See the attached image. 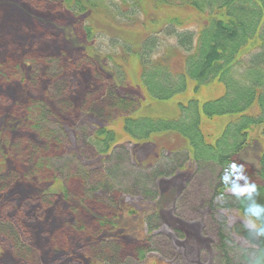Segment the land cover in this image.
I'll use <instances>...</instances> for the list:
<instances>
[{
	"label": "trees",
	"instance_id": "16d2710c",
	"mask_svg": "<svg viewBox=\"0 0 264 264\" xmlns=\"http://www.w3.org/2000/svg\"><path fill=\"white\" fill-rule=\"evenodd\" d=\"M56 1L74 15L104 10L121 23L130 26L139 23L144 30L138 46L114 40L123 52L116 57L123 55L121 59L125 60L126 55L136 56L140 82L147 95L158 104L175 103L174 115H169L171 111L166 104L162 105L163 114L141 115L139 97L117 95L115 86L118 87L117 82H124L125 76L121 65L114 63L115 79H111L116 83L115 90L105 91L102 104L92 96L83 107L97 117H103L107 110H119L127 143L121 141L115 130L105 126L92 133L79 132L80 141L106 161V177L115 187L121 186L119 191L124 195L148 201L159 195L160 179L172 177L189 165L194 167L195 177L192 174L177 198L175 216L189 222L203 221L201 232L204 236L214 234L212 243L221 254V264H264V0ZM13 6L19 8L17 4ZM183 9H190L199 16L196 27L185 25L180 12ZM162 12L167 15H161ZM39 28L38 23H33L30 30L38 32ZM84 30L92 39L93 26L87 23ZM11 34L19 40L28 32L15 29ZM2 43L0 37L1 54ZM14 44L10 41L5 51L16 55ZM106 57L112 62L115 58L111 54ZM49 69L50 78L60 74L59 67L53 65ZM210 86L213 89L201 96L203 88ZM217 86L222 88L221 92H216ZM68 103L60 101L65 108L71 106ZM28 110L34 129L51 143L68 147L67 132L59 134V127L52 122L51 112L44 103L33 101ZM214 120L220 124L207 131L205 124ZM156 141L159 146L154 164L143 166L133 160L129 145L155 146ZM254 142H262L263 147L257 167L250 170L242 166L240 154ZM19 147L26 149V155L38 151L27 140H22ZM69 153L72 160L68 171L81 173L84 179L90 177L84 166L77 164L76 152ZM115 160L116 165H111ZM51 164L41 159L37 165L52 168ZM208 170L212 171V176L201 177ZM4 173L5 163L0 159V198L10 187ZM200 178L205 182L197 191L192 183H198ZM105 186L100 183L90 190L96 193ZM43 193L42 199L50 202L51 194ZM232 212L240 215L242 221L231 224L228 213ZM248 221L251 224H247ZM165 222L158 212L147 216L146 240L152 246L138 253L140 263L128 264H148L151 257L171 264L170 261L181 258L173 239H183L185 231ZM165 226H169V230H165ZM237 235L244 245H235L233 237ZM1 236L13 243L19 258H29L31 251L22 241L23 230L17 222L0 217ZM115 243L112 238L103 239L102 247L96 249L101 263L116 264L101 256L104 248L109 249L108 246Z\"/></svg>",
	"mask_w": 264,
	"mask_h": 264
},
{
	"label": "rangeland",
	"instance_id": "374dc122",
	"mask_svg": "<svg viewBox=\"0 0 264 264\" xmlns=\"http://www.w3.org/2000/svg\"><path fill=\"white\" fill-rule=\"evenodd\" d=\"M15 1L0 0V37L3 40L0 53V159L5 163L4 174L10 185L0 198V217L18 223L23 230L22 241L31 252L26 260L19 258L13 243L1 236L0 264H105L99 261L96 250L102 247L105 238H112L116 243L103 249V259L116 264L140 263L138 253L152 246L146 240L145 221L153 212L160 213L167 225L179 226L185 231L183 239H177L173 234L181 258L170 261L171 264H221V254L212 243L214 234L204 236L201 232L203 221L189 222L175 216L177 198L192 174L195 177L194 167L189 165L172 177L160 179V192L154 200L126 196L119 191L121 186L115 187V183L106 177V161L95 156L92 147H86L87 144L79 139L81 130L92 133L105 126L115 130L121 141L127 143L119 110H107L103 117H97L83 107L92 96L102 104L103 95L110 88L115 90L116 87L120 97L125 94L139 97L143 109L139 111L141 115L163 114V104L171 111L170 116L176 112L172 101L158 104L147 95L140 82L136 56L126 55L125 60L121 59L123 55L116 57L123 52L113 41H125L137 47L144 28L139 23L131 26L121 23L104 10L74 15L56 0ZM180 12L185 25L196 27L199 20L196 13L190 9ZM33 23H38L42 30H30ZM87 23L94 28L92 39L84 30ZM15 29L16 32L27 31L28 35L18 40L11 34ZM10 41L15 43L16 55L5 51ZM106 54L114 55L113 62ZM53 58L55 62L51 61ZM115 62L121 65L125 76L124 82H117L118 87L111 79H115ZM53 65L60 68V74L51 79L49 67ZM211 88H203L201 96ZM219 91L222 88L217 86L216 92ZM33 101L44 103L51 112L52 122L59 127V134L64 130L67 132L68 147L51 143L34 129L28 116ZM60 101L70 102L71 106L62 107ZM207 123V131L220 124L218 120ZM22 140L36 146L37 153L26 155V149L19 147ZM160 142H163L162 138ZM157 144V141L155 146L139 143L128 148L135 162L148 166L156 160ZM262 147V142L250 144L240 154L242 166L250 170L256 168ZM67 151L76 152L77 164L83 165L90 177L84 179L81 173L68 171L72 156ZM41 159L52 162L53 167L38 166ZM116 163L115 160L111 165ZM212 174L208 170L201 177ZM203 182L205 180L200 178L198 183H192L193 188L198 191ZM100 183L101 186L106 184L102 190L96 193L90 190ZM43 192L51 194L50 202L42 199ZM228 217L231 224L241 220L240 215L233 212L228 213ZM247 224H251L250 221ZM233 241L237 246L244 245L239 235L233 237ZM148 264L165 263L151 257Z\"/></svg>",
	"mask_w": 264,
	"mask_h": 264
}]
</instances>
